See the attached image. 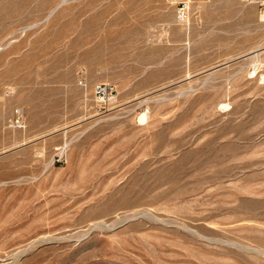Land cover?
I'll return each mask as SVG.
<instances>
[{"label": "rangeland", "instance_id": "obj_1", "mask_svg": "<svg viewBox=\"0 0 264 264\" xmlns=\"http://www.w3.org/2000/svg\"><path fill=\"white\" fill-rule=\"evenodd\" d=\"M0 264H264V0H0Z\"/></svg>", "mask_w": 264, "mask_h": 264}, {"label": "built area", "instance_id": "obj_2", "mask_svg": "<svg viewBox=\"0 0 264 264\" xmlns=\"http://www.w3.org/2000/svg\"><path fill=\"white\" fill-rule=\"evenodd\" d=\"M251 1H256V0H251ZM96 91H97L98 94H101V93H103L105 91V89L102 86H99V87L96 88Z\"/></svg>", "mask_w": 264, "mask_h": 264}, {"label": "bare ground", "instance_id": "obj_3", "mask_svg": "<svg viewBox=\"0 0 264 264\" xmlns=\"http://www.w3.org/2000/svg\"><path fill=\"white\" fill-rule=\"evenodd\" d=\"M254 73V72H253Z\"/></svg>", "mask_w": 264, "mask_h": 264}]
</instances>
